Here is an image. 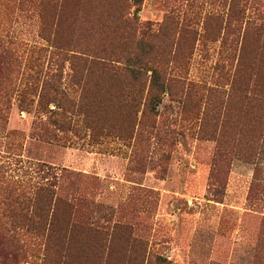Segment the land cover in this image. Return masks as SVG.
<instances>
[{
	"label": "rangeland",
	"instance_id": "374dc122",
	"mask_svg": "<svg viewBox=\"0 0 264 264\" xmlns=\"http://www.w3.org/2000/svg\"><path fill=\"white\" fill-rule=\"evenodd\" d=\"M1 223L0 264H264V0H0Z\"/></svg>",
	"mask_w": 264,
	"mask_h": 264
},
{
	"label": "trees",
	"instance_id": "16d2710c",
	"mask_svg": "<svg viewBox=\"0 0 264 264\" xmlns=\"http://www.w3.org/2000/svg\"><path fill=\"white\" fill-rule=\"evenodd\" d=\"M134 3H136V4H139V3H141L143 0H132ZM39 63L38 64H42L40 61H39V58H37L36 59ZM141 63H144V62H141ZM145 64V63H144ZM144 64H142V65H144ZM36 66H38V65H36ZM130 67H131V65H130ZM37 68V73L38 72H40V71H42V70H40L39 69V67H36ZM157 71H156V69L155 70H153V73H152V79H151V83H152V85H151V87L152 88H154V89H157L159 86H160V80H159V78L157 77ZM143 87H141L140 89H138L139 91H138V93H141V89H142ZM51 196H52V193L50 194ZM50 196V197H51ZM0 226L2 227L3 225H2V223L0 224ZM11 257V256H10ZM22 258H23V256L20 254V253H18L16 256H15V258H12L10 261H11V264H20V261L22 260Z\"/></svg>",
	"mask_w": 264,
	"mask_h": 264
}]
</instances>
